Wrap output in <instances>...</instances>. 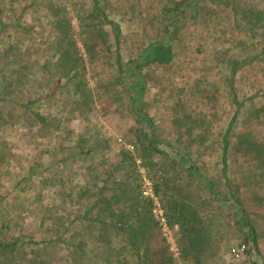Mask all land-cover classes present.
I'll return each mask as SVG.
<instances>
[{
    "label": "rangeland",
    "instance_id": "obj_1",
    "mask_svg": "<svg viewBox=\"0 0 264 264\" xmlns=\"http://www.w3.org/2000/svg\"><path fill=\"white\" fill-rule=\"evenodd\" d=\"M181 1L99 0L109 23L89 34L91 24L100 20L90 0H0V243L17 241L15 247L0 246V264H135L136 255L124 248L121 233L104 226L109 218L101 212L105 204L96 201L110 198L112 192L100 188L126 174L150 202L158 229L157 240H148L141 250L156 247L155 257L165 252L175 264H257L236 225L241 207L264 264V172L257 166L262 158L254 154L252 160L234 147L236 133L255 124L248 120L249 109L264 107V59L246 61L257 52L249 44L259 41L264 30L258 19L264 0H199L195 15L180 11L173 16L169 11ZM56 20L70 23L75 46L70 50L78 57L77 67L85 69L69 82L73 73L63 75V65L57 64L66 45L54 44L51 36ZM165 29L173 36L168 61L142 63L144 48L159 42ZM129 60L140 63L142 99L156 137L195 163L214 185L215 196L164 156L153 155L154 165H141L131 143L140 121L131 112V95L118 70ZM234 61L241 66L232 76ZM77 80L89 90L88 99L74 91ZM230 86L242 101L239 108ZM38 98L45 110L37 106ZM260 114L263 122L255 129L264 147ZM45 115L49 127L39 132ZM234 115L222 172L220 137ZM124 149L135 165L121 160ZM165 194L182 196L200 218L197 255L186 251L179 226L168 222ZM111 205L130 210L117 199ZM155 208L163 210L171 240L163 236Z\"/></svg>",
    "mask_w": 264,
    "mask_h": 264
},
{
    "label": "trees",
    "instance_id": "obj_2",
    "mask_svg": "<svg viewBox=\"0 0 264 264\" xmlns=\"http://www.w3.org/2000/svg\"><path fill=\"white\" fill-rule=\"evenodd\" d=\"M92 4V13L97 14L99 16L100 20H96V23L91 24L92 29L89 31V34H96V32L103 31L102 24L109 23L103 9L100 7L99 0H90ZM199 0H183L181 2H177L174 4L172 10L169 11V13L173 14V16H176L179 14L180 11H185L189 16L195 15L197 11V3ZM186 2V3H185ZM75 9V7H74ZM259 13H263L262 15H258V19L263 20L264 24V11H260ZM58 13L55 11L53 13V16H57ZM79 21L83 22V17L78 15ZM95 16V15H93ZM96 17V16H95ZM54 27H51V36H53V43L57 40L58 42H64L66 46L63 47L61 52L59 53V62L58 65H63L64 67V73L63 75L67 76L70 72H72V76H69L68 82L72 79H76L77 76H79V72H84L85 69L82 67V70L80 67H77V59L78 57H75V53L72 52L70 49V46L75 48L74 41L72 39L71 34V26L70 23L65 24V22H68V20H64V24L62 20H56L54 21ZM100 22V23H98ZM63 26H62V25ZM113 24V22H111ZM258 24L254 23V26H257ZM57 27V30L55 31ZM118 26L116 24L113 25V28L117 29V34H119V30L117 28ZM61 28V29H58ZM261 28V27H259ZM257 27L251 30L250 38H254L256 36ZM260 39L259 41H254L249 44L253 48L257 49V52L248 55L246 61L248 62H254L260 60V58L264 59V30L259 33ZM89 36V35H87ZM115 41L118 43V38L114 37ZM173 39L172 34H168V29L164 30V35L162 38H160L159 42L149 43L143 50V60L142 63L146 64L150 60H158L160 62H166L171 56L170 51V42ZM55 44V43H54ZM257 44H260L258 46ZM87 54L90 55V53L87 50ZM74 55H73V54ZM80 57V56H79ZM74 61V62H73ZM72 62V63H71ZM231 63V74L234 75L237 68H239L241 65L239 62L234 61V65ZM49 64V62L47 63ZM56 64V65H57ZM119 66L120 64L117 63ZM139 61H128L125 66L119 67V73L124 80V83L127 85V89L129 91V94L131 95V112L136 117V121H140V125L138 127L139 133L136 135V138H134V141H131V143L134 144V148L137 150L136 154L138 155L139 159L141 160V165L144 167H149L154 165L153 155H161L166 157L165 160H170L172 164L179 167V170H183L188 172L189 175L195 177L196 179L203 182L207 189L210 191V193L215 196L217 194V191L214 189V185L207 181L206 177L202 175L199 172L198 167L193 163L189 158H187L185 155L180 154L173 146L169 145L163 140H160L156 137L154 131L152 130V122L150 119V115L146 113L145 109L147 106V103L142 99L143 91H141V83L143 82L141 77V72L139 69ZM50 66V65H49ZM75 89L74 91H79L83 98L88 99L90 92L88 89L85 88V84L81 83L80 80H77L74 85ZM230 92L233 94V100L232 102L237 105L239 108L242 101H239L238 98L235 97L234 94V88L230 86ZM59 91H63L62 88L59 89ZM38 101L42 103V99L38 98ZM264 113V107H261L260 109H249V119H253L255 124H250V127H246V131H238L236 133L235 139H234V147L237 149L238 153H244V154H250V158L254 160L255 155L258 157H261L262 159L259 161V165H257L261 171L264 172V147L262 146L261 139L259 138V132L260 130L255 129L259 124H262V114ZM238 114V111L235 112ZM255 118V119H254ZM41 119V118H40ZM236 116H232L228 123L227 127L220 137L221 140V153H220V160L222 164L221 171L226 172L227 169V156H228V150L231 146V136L233 133V126L235 124ZM43 120V118H42ZM247 120V121H248ZM174 122L179 123V120L176 118ZM175 124V125H176ZM248 124V123H247ZM192 127L193 124H190ZM255 154V155H254ZM125 158H129L130 162H128L129 165H135V160L130 158V155L127 153V149H124L122 151V158L121 160H125ZM256 164L258 163L257 160ZM127 164V165H128ZM252 165H255L254 163ZM117 168V165H116ZM163 172V168L161 169ZM128 173V172H127ZM250 176H253V173L249 171L248 173ZM256 176V175H255ZM129 175L126 174L121 179H113L111 187H108V185H105L104 187L100 188V191L109 190L111 191V197L110 198H102L101 200H96L98 202L103 201L104 206L101 208V212H106L108 215V221H106V224L104 226H112L115 228L118 232L121 233V237L123 236L125 244L124 248L127 250L132 249L134 254L136 255V261L135 264H175L174 259L171 256H168L165 252L162 253L160 257H155L157 249L155 247L154 249H143L141 250V245L146 244L148 240H150V243L155 240H157L158 235V229L157 224L152 218L149 210L150 202L148 200L143 199L140 196V190L139 185L137 183H130L129 181ZM165 179L170 180L168 177H163ZM263 179V178H262ZM105 180V179H104ZM163 181V180H162ZM261 181V179H260ZM160 185L161 182L158 181V183H155L154 187L158 193L160 191ZM112 199H117L118 202L121 205H124V207L130 208L129 212L121 210V208H114L113 205H111ZM98 202H94L92 206L98 207ZM163 202L165 206L167 207L165 209L166 217L168 219V222L170 224H177L180 229V235H182L185 243H186V251L191 254H196L201 251L202 249V241L200 239V230L198 228V223L200 221V218L196 214V212L192 211L191 208L185 201H183V197H171L166 196V194L163 197ZM96 205V206H95ZM123 207V206H122ZM244 212L242 208L237 209V214H235V221L236 225L241 230V232L244 234V238L247 244V250L250 252V250H254L255 252V260L257 264H263L260 256L258 255V252L256 250V235L253 227L249 226L247 222H245L242 219V216L240 213ZM104 214V213H103ZM105 215L103 216V218ZM106 236V235H105ZM17 245V241L11 242V243H0L1 247H15ZM154 252V253H153ZM197 255V254H196ZM120 260V259H119ZM122 264H130L129 262H122Z\"/></svg>",
    "mask_w": 264,
    "mask_h": 264
},
{
    "label": "built area",
    "instance_id": "obj_3",
    "mask_svg": "<svg viewBox=\"0 0 264 264\" xmlns=\"http://www.w3.org/2000/svg\"><path fill=\"white\" fill-rule=\"evenodd\" d=\"M145 194H148V191H145ZM154 212L157 214V219H158V222L160 223L161 225V229H162V233H163V236L167 239V240H171L172 238V233H171V230L169 229L168 227V224H167V221H166V218L164 216V213H163V210L161 209H157L155 208L154 209ZM177 249V248H176ZM232 252L235 254V255H238V253L236 252V249H232Z\"/></svg>",
    "mask_w": 264,
    "mask_h": 264
},
{
    "label": "crops",
    "instance_id": "obj_4",
    "mask_svg": "<svg viewBox=\"0 0 264 264\" xmlns=\"http://www.w3.org/2000/svg\"><path fill=\"white\" fill-rule=\"evenodd\" d=\"M38 102H39V101H38ZM40 104H43V102H42V103L39 102V104H37V106H39ZM45 107H46V105L43 104V108H42V109L45 110ZM43 117H47V116L45 115V116L40 117L41 120H42ZM43 120H44V118H43ZM43 120H42V123L40 124L41 127H39V128H40L39 132H43V131H41V129L44 130V131H47V128L49 127V126L47 127V125H49V123H46V122H44ZM46 124H47V125H46Z\"/></svg>",
    "mask_w": 264,
    "mask_h": 264
}]
</instances>
